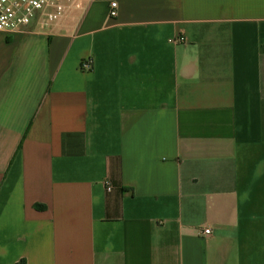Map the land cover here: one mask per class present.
I'll return each mask as SVG.
<instances>
[{"label": "crops", "instance_id": "1", "mask_svg": "<svg viewBox=\"0 0 264 264\" xmlns=\"http://www.w3.org/2000/svg\"><path fill=\"white\" fill-rule=\"evenodd\" d=\"M0 264H264V0L0 32Z\"/></svg>", "mask_w": 264, "mask_h": 264}, {"label": "built area", "instance_id": "2", "mask_svg": "<svg viewBox=\"0 0 264 264\" xmlns=\"http://www.w3.org/2000/svg\"><path fill=\"white\" fill-rule=\"evenodd\" d=\"M92 0H0V32L7 34L26 32L38 21L44 27L61 22L69 13L85 9ZM110 17L118 15V4L110 5ZM84 69L92 68V61L83 64ZM212 230L206 228L205 235Z\"/></svg>", "mask_w": 264, "mask_h": 264}, {"label": "trees", "instance_id": "3", "mask_svg": "<svg viewBox=\"0 0 264 264\" xmlns=\"http://www.w3.org/2000/svg\"><path fill=\"white\" fill-rule=\"evenodd\" d=\"M40 209H44V207L43 206H38Z\"/></svg>", "mask_w": 264, "mask_h": 264}]
</instances>
